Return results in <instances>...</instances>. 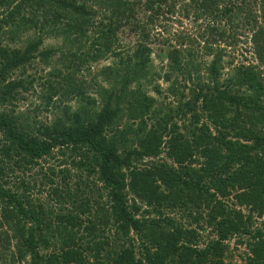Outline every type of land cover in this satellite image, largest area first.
Masks as SVG:
<instances>
[{
  "label": "trees",
  "instance_id": "obj_1",
  "mask_svg": "<svg viewBox=\"0 0 264 264\" xmlns=\"http://www.w3.org/2000/svg\"><path fill=\"white\" fill-rule=\"evenodd\" d=\"M191 2L194 17L209 21L236 10L234 0ZM176 4L0 0V245L8 264H232L234 251L241 264H264V27L249 36L256 62L221 79L231 59L220 63L222 50L211 45L223 31L210 22L198 34L202 47L177 31L159 39L170 48L157 71L152 32H168L164 23L182 14ZM246 4L242 22H264V0ZM48 38L59 43L44 45ZM37 63L40 75L26 73ZM176 71L194 82L188 98L174 85ZM170 77L176 103L163 112L148 91L161 94L157 80ZM35 89L38 103L15 110Z\"/></svg>",
  "mask_w": 264,
  "mask_h": 264
},
{
  "label": "rangeland",
  "instance_id": "obj_2",
  "mask_svg": "<svg viewBox=\"0 0 264 264\" xmlns=\"http://www.w3.org/2000/svg\"><path fill=\"white\" fill-rule=\"evenodd\" d=\"M247 0H234V4L236 6V10L234 12H232L234 15L232 16H225L224 19L221 18H214V19H210L206 20L204 17H200V18H195L194 17V13L195 11L192 10L191 5L192 2L191 0H177V4H176V9L181 12L182 14L179 15H175L173 14L172 17L175 18V20L173 21H166V23H164L166 26V29H168V32L163 31L161 28H159L158 26H154V31L152 32V35H154V37H157V39H155L154 37H152V41L149 44L150 50L152 51L151 54V67L157 71H159L160 66L162 65V70H164L166 68L165 64H166V57L164 55V53L167 51V48H170V46H168L166 48L165 45H162L160 43V41H158L159 39L163 38V37H170L172 35L173 31H177L180 35L181 34H187L190 37H194L195 40L198 42L199 46L202 47L203 46V38L198 37V34L202 31V28H204L208 22L217 25L219 28H221V30L223 31V36L219 37V39L212 44V48H219L222 50V57L220 58V63H224L225 60L231 59V63L228 65H225L222 69H221V73L222 75H220V79L226 75V73H229L231 70L232 66H238L239 64H247V63H254L256 62V57L254 55L253 52V45L252 42L250 40L251 33L254 30V25L257 24H261L264 27V22L262 21L260 16H257L256 18L251 19V21L249 23L246 22H242L245 18L244 15V10L246 6H249L246 4ZM250 3V2H249ZM188 6V11L186 13V15L184 14L186 11H183V6L186 5ZM246 4V6H245ZM138 16H140L138 14ZM246 19V18H245ZM177 20L180 21V26L177 25ZM249 20V19H248ZM253 21H255V24L253 23ZM209 23V24H210ZM253 26V27H252ZM251 28V30H250ZM232 33L234 35V37L236 38V40H234L232 42V44L227 45L226 41H228L230 38H227L226 35ZM225 35V37H224ZM21 38H24L21 36ZM125 40L130 41V39H132L131 35L125 36ZM171 39V38H169ZM24 40V39H22ZM21 40V41H22ZM21 41L19 43V45H21ZM58 40H53L52 38H48L46 40H44L43 44H58ZM261 45L263 46V52H264V39L261 41ZM160 47H163L165 49L159 50L161 53L158 55L157 51ZM198 55L202 56L200 54V52H197ZM205 61H208L210 56H202ZM251 60V61H250ZM103 63H107V60H102L100 61V63L98 64H103ZM39 68H41V66L37 63L36 64V68H29L27 70L26 73L28 74H36V75H40ZM45 71L47 70V67L44 68ZM181 70V69H180ZM204 72V67H200V73ZM39 73V74H38ZM15 76V73L12 74V77ZM172 76L174 77V79L176 80V83L174 85H178L179 90H183L185 98H188L189 95V89L192 88L194 86V82L192 80H190L188 78V74L185 73H179L178 71L175 72V75L172 74ZM173 77L166 81V80H162V79H158L157 80V84L159 86V88L161 89V94H156L153 93L150 89L148 91L149 94L153 95L155 97V107L162 110L163 112H166L168 110V104L169 105H174L176 103V98L174 97V95H172V93H170L167 88L170 85V83L173 81ZM133 85V84H132ZM36 91L37 89H35V92H28V93H24L23 96L24 98H19L17 99V101L15 102V110H20V111H25V110H30L32 109V107H34V105H36L38 103V98L36 97ZM164 92H168L167 95H164ZM166 98H165V97ZM41 108V107H40ZM37 112V113H36ZM33 113H36V118L39 120H43L45 119L46 122H48L51 119V113L49 111H45V110H39V111H34ZM50 164H54V160L50 159L47 160L46 162H42V166H49ZM56 165V162H55ZM57 166V165H56ZM59 166V165H58ZM61 166V165H60ZM29 172L28 171H20L17 170V174L18 175H24L26 176ZM34 194H37V192H35V190H33ZM45 189H43V192L41 193L40 197H44L45 195ZM15 242V239L13 237H8L7 239H5L3 241L4 244H8V246L13 247V243ZM242 247V245H240V248ZM1 245H0V254L3 257H0V264H8L7 262H9V258H8V252L7 251H1ZM236 253L237 251H234V256H233V260H232V264H241L240 260L238 257H236ZM10 263V262H9ZM13 264H17V262H14Z\"/></svg>",
  "mask_w": 264,
  "mask_h": 264
},
{
  "label": "clouds",
  "instance_id": "obj_3",
  "mask_svg": "<svg viewBox=\"0 0 264 264\" xmlns=\"http://www.w3.org/2000/svg\"><path fill=\"white\" fill-rule=\"evenodd\" d=\"M205 26V25H204Z\"/></svg>",
  "mask_w": 264,
  "mask_h": 264
}]
</instances>
